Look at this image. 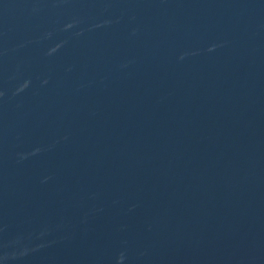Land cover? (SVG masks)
<instances>
[{
	"label": "water",
	"instance_id": "1",
	"mask_svg": "<svg viewBox=\"0 0 264 264\" xmlns=\"http://www.w3.org/2000/svg\"><path fill=\"white\" fill-rule=\"evenodd\" d=\"M0 264H264V0H0Z\"/></svg>",
	"mask_w": 264,
	"mask_h": 264
}]
</instances>
